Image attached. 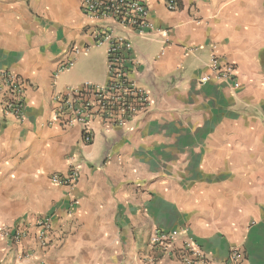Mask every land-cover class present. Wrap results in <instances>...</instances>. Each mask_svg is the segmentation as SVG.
<instances>
[{
	"label": "crops",
	"instance_id": "0c3cea01",
	"mask_svg": "<svg viewBox=\"0 0 264 264\" xmlns=\"http://www.w3.org/2000/svg\"><path fill=\"white\" fill-rule=\"evenodd\" d=\"M141 1L167 32L166 43L130 34L150 105L122 127L95 119L85 145L77 125L52 121L51 102L81 82L54 75L89 42L79 0H0V68L27 80L21 118L3 112L0 90V224L52 213L65 232L48 253L90 264H140L154 227L186 228L217 263L239 249L241 264H264V0ZM213 53L235 64L239 87L213 78ZM85 71L106 81L101 52ZM70 163L76 184L52 181Z\"/></svg>",
	"mask_w": 264,
	"mask_h": 264
},
{
	"label": "built area",
	"instance_id": "2783aa9c",
	"mask_svg": "<svg viewBox=\"0 0 264 264\" xmlns=\"http://www.w3.org/2000/svg\"><path fill=\"white\" fill-rule=\"evenodd\" d=\"M168 10L177 9L176 0H165ZM84 17V29L89 42L73 46L71 55L57 66V76L73 65L77 55L93 45L103 46L106 55L107 79L104 83L84 81L68 84L53 92L52 121L63 126L77 125L82 144H90L94 133L92 123L99 120L104 126L122 127L128 120L150 105L149 93L137 85L131 71L136 63L132 53L133 42L130 34L141 37L154 31L167 42V32L155 26L150 19L149 8L141 0H79ZM209 68L214 79L240 86L235 64L224 60L216 53L211 55ZM209 74H201V84L210 80ZM27 80L8 68H0V90L3 94L2 109L5 114L21 118L25 108ZM79 178V168L70 163L64 174L53 175L52 181L72 187ZM77 199L71 198L67 213L71 215ZM64 229L53 225V214L46 213L31 220H18L0 224V238L8 245L19 248L20 256L31 254L32 248L46 252L58 239ZM58 232V233H57ZM182 234V237L180 235ZM148 251L140 258V264H162L165 261L177 264H241L243 251L231 249L222 263L214 261L187 229H162L154 227L148 237Z\"/></svg>",
	"mask_w": 264,
	"mask_h": 264
},
{
	"label": "rangeland",
	"instance_id": "374dc122",
	"mask_svg": "<svg viewBox=\"0 0 264 264\" xmlns=\"http://www.w3.org/2000/svg\"><path fill=\"white\" fill-rule=\"evenodd\" d=\"M97 50L106 58L104 47L93 45L89 50L81 51L75 58L73 65L63 69L58 75H63L67 70H70L72 72L69 73V76L74 74V79H81L79 83L84 81L104 83L103 80L91 77L90 71H85L91 70V52H96ZM82 58H84L83 61ZM48 250L46 252L38 251V254L34 256H31L33 252L27 256H20L18 247L8 245L0 238V264H90L88 259H83L81 255L71 257L72 255L58 254L56 256L58 253L56 250L51 255Z\"/></svg>",
	"mask_w": 264,
	"mask_h": 264
}]
</instances>
